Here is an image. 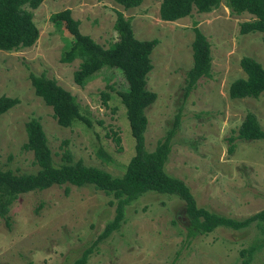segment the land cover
Segmentation results:
<instances>
[{"label":"rangeland","instance_id":"1","mask_svg":"<svg viewBox=\"0 0 264 264\" xmlns=\"http://www.w3.org/2000/svg\"><path fill=\"white\" fill-rule=\"evenodd\" d=\"M158 4V0H142L135 7L123 8L113 0H42L32 10L36 41L29 47L0 50V95L18 100L0 115V168L25 173L37 169L32 153L21 147L26 140L24 123L36 117L55 162L61 140L67 139L73 161L81 160L112 176L123 173L133 154V139L116 95L124 86L123 79L118 71L111 75L102 68L82 85L74 83L72 73L79 59L59 60L72 38L60 24L49 21L51 13L69 9L79 32L106 48L114 37L115 11H119L129 19L136 39H157L146 75V88L156 97L145 108V149L154 148L179 108V126L171 139L165 172L188 186L198 207L242 219L264 209V141L234 140L228 151L226 138L246 111L254 113L264 129V92L257 98L230 99L227 88L233 79L244 76L240 57L249 56L264 69L262 33L240 34L238 23L251 16L230 14L222 0L209 12L191 10L174 21L158 18ZM193 26L209 42L211 75L199 78L184 98V75L192 64ZM30 72H42L67 90L90 126L81 121L68 127L58 125L51 108L34 94ZM101 91L109 94L105 103ZM98 149L109 159L98 155ZM113 214L114 199L91 185H52L19 194L8 207V224L0 218V264H70ZM186 223L176 196L146 192L124 207L120 227L97 243L85 264H240L239 251L256 243L261 247L249 263L264 264V223L239 230L217 227L185 247L178 227Z\"/></svg>","mask_w":264,"mask_h":264},{"label":"trees","instance_id":"2","mask_svg":"<svg viewBox=\"0 0 264 264\" xmlns=\"http://www.w3.org/2000/svg\"><path fill=\"white\" fill-rule=\"evenodd\" d=\"M42 0H0V50L11 51L31 46L38 37V28L32 20V10ZM123 8L135 7L142 0H113ZM158 18L163 21H174L190 14L191 10L198 13L209 12L219 6L221 0H158ZM229 13L240 15L247 13L251 17L238 23L240 34L262 33L264 45V0H222ZM49 21L60 24L71 36L70 47L64 51L59 60L69 63L79 59L77 68L72 73L73 82L82 85L85 80L106 68L110 74L118 71L124 86L116 91L124 109L130 135L133 139V154L124 166L119 176H112L107 171L96 166L86 165L81 160L73 161L67 148V139L59 145V161L52 159L46 137L41 124L36 117H29L24 123L26 140L22 149L32 153V159L37 169L25 173L8 166L0 168V218L8 224V207L19 194L28 191H39L52 185H91L96 190L110 195L114 199V214L93 242L83 249L79 256L70 264H85L97 243L116 231L122 222L124 207L146 192L174 195L182 202L187 220L185 225H179L178 232L182 235L181 245L188 247L197 236L212 232L217 227L239 230L252 223L257 226L264 223V209L242 219H234L211 213L198 207L186 184L179 178L168 175L164 163L170 150L171 139L174 136L181 111L178 108L172 124L164 135L156 140L152 150L144 147V130L147 119L145 108L155 99L153 91L146 88V75L152 65L149 54L157 44V39H136L130 27L129 19L121 12L115 11L113 23L114 37L106 48L94 42L88 35L79 32L78 21L70 16L69 9L51 13ZM195 23H193L194 25ZM191 41L192 64L185 71L183 97L196 85L199 78L211 75V55L209 42L195 26L192 27ZM244 76L233 79L227 88L230 99L257 98L264 92V69L261 64L249 56H242L238 61ZM29 82L36 96L52 110L56 123L63 127L70 126L74 121H81L90 126L88 119L79 112L78 105L70 93L59 86L53 78L44 73L28 74ZM111 87V85H109ZM103 103L109 99V94L101 91ZM17 98L0 95V115L14 106ZM226 138L228 151L233 148L234 140H263L264 129L259 125L256 116L246 111L241 122ZM118 142V138H116ZM98 155L109 159L101 149ZM176 220H172L175 224ZM180 245V247H181ZM261 247V243L250 244L241 249L240 264H250L252 254ZM175 252L173 260L178 257Z\"/></svg>","mask_w":264,"mask_h":264}]
</instances>
